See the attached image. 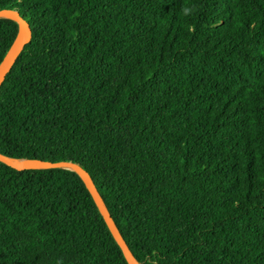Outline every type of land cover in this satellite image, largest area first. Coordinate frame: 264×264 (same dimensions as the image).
Returning a JSON list of instances; mask_svg holds the SVG:
<instances>
[{"label": "trees", "instance_id": "1", "mask_svg": "<svg viewBox=\"0 0 264 264\" xmlns=\"http://www.w3.org/2000/svg\"><path fill=\"white\" fill-rule=\"evenodd\" d=\"M3 8L0 153L80 163L140 264H264V0ZM0 264L129 263L76 171L0 161Z\"/></svg>", "mask_w": 264, "mask_h": 264}, {"label": "water", "instance_id": "2", "mask_svg": "<svg viewBox=\"0 0 264 264\" xmlns=\"http://www.w3.org/2000/svg\"><path fill=\"white\" fill-rule=\"evenodd\" d=\"M10 18L15 20L19 25V32L6 55L0 62V89L8 75L17 61L19 55L23 51L25 45L30 42L32 36V28L30 23L22 16L18 9L3 8L0 9V18ZM0 161L17 169H41V168H67L76 171L83 182L85 183L87 189L92 195L101 215L103 216L108 228L110 229L113 237L119 244L122 252L129 264H140L136 259L128 244L126 243L119 227L115 223L102 195L100 194L91 174L78 162L71 160H61V161H50L40 158H23L15 159L3 155L0 153Z\"/></svg>", "mask_w": 264, "mask_h": 264}]
</instances>
